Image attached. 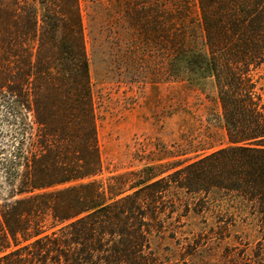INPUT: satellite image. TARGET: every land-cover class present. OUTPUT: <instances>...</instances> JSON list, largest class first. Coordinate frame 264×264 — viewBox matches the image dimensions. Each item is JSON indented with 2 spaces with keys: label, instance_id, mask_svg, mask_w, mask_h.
<instances>
[{
  "label": "trees",
  "instance_id": "trees-1",
  "mask_svg": "<svg viewBox=\"0 0 264 264\" xmlns=\"http://www.w3.org/2000/svg\"><path fill=\"white\" fill-rule=\"evenodd\" d=\"M197 7L204 50L182 39L170 72L214 77L226 144L194 156L161 147L102 180L79 0H0V117L12 125L0 264H159L155 240L183 220L262 236L248 264H264V0Z\"/></svg>",
  "mask_w": 264,
  "mask_h": 264
},
{
  "label": "rangeland",
  "instance_id": "rangeland-1",
  "mask_svg": "<svg viewBox=\"0 0 264 264\" xmlns=\"http://www.w3.org/2000/svg\"><path fill=\"white\" fill-rule=\"evenodd\" d=\"M79 4L103 164L97 179L139 169L150 159L161 158V147L194 156L226 144L214 77L199 78L180 69L170 72V59L182 39L204 50L197 0H79ZM256 77L264 92V64ZM8 120L0 117V148L10 139ZM33 121L27 113L26 123L35 130ZM7 154L8 149L0 150V159ZM4 184L0 178V204L9 195ZM183 222L174 223V237L168 233L163 241L155 240L159 264L258 262L262 236L206 233L190 228L201 226L199 220Z\"/></svg>",
  "mask_w": 264,
  "mask_h": 264
}]
</instances>
